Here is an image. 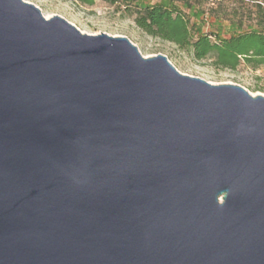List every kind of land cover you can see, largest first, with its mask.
I'll use <instances>...</instances> for the list:
<instances>
[{"label":"water","instance_id":"95a60500","mask_svg":"<svg viewBox=\"0 0 264 264\" xmlns=\"http://www.w3.org/2000/svg\"><path fill=\"white\" fill-rule=\"evenodd\" d=\"M0 264H264V96L0 0Z\"/></svg>","mask_w":264,"mask_h":264},{"label":"trees","instance_id":"16d2710c","mask_svg":"<svg viewBox=\"0 0 264 264\" xmlns=\"http://www.w3.org/2000/svg\"><path fill=\"white\" fill-rule=\"evenodd\" d=\"M93 6L98 0H78ZM149 37L174 45L215 70L264 66V5L228 9L211 0H102ZM264 91V89H262Z\"/></svg>","mask_w":264,"mask_h":264},{"label":"rangeland","instance_id":"374dc122","mask_svg":"<svg viewBox=\"0 0 264 264\" xmlns=\"http://www.w3.org/2000/svg\"><path fill=\"white\" fill-rule=\"evenodd\" d=\"M41 9L46 19L61 16L78 28L83 34L112 37H126L136 45L145 58L159 54L168 57L169 61L182 74L200 78L212 85H238L246 89L252 96H264V66L258 70L241 66L236 71L215 70L210 62H195L190 56L174 45L147 36L139 30L134 18L125 16L115 7L102 0L93 6L82 5L78 0H24ZM223 3L229 10L248 7L264 0H211Z\"/></svg>","mask_w":264,"mask_h":264}]
</instances>
